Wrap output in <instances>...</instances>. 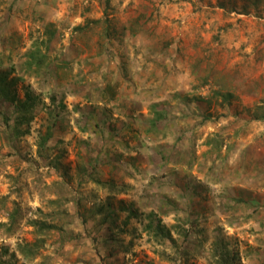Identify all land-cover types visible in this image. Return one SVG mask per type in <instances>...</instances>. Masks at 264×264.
<instances>
[{
	"label": "rangeland",
	"instance_id": "obj_1",
	"mask_svg": "<svg viewBox=\"0 0 264 264\" xmlns=\"http://www.w3.org/2000/svg\"><path fill=\"white\" fill-rule=\"evenodd\" d=\"M0 75V264H264V0H0Z\"/></svg>",
	"mask_w": 264,
	"mask_h": 264
},
{
	"label": "trees",
	"instance_id": "obj_2",
	"mask_svg": "<svg viewBox=\"0 0 264 264\" xmlns=\"http://www.w3.org/2000/svg\"><path fill=\"white\" fill-rule=\"evenodd\" d=\"M95 23H100V22L96 21ZM50 27H51L50 28L51 30L48 31V35H47L48 43H51L55 37L54 25L51 24ZM39 55H40V52H39ZM32 58L38 64V68H42V66L45 64L46 59H47L45 55L44 56L32 55ZM7 79L8 78L6 75H0V98H8L10 95V90H9ZM11 100L15 101V98L13 97ZM31 107H32V104H29L28 102H24L18 106L17 110H20L21 112H23L21 113L22 115L20 116L21 117L20 121L24 119L25 114L28 113L27 111H30L29 109H31ZM94 182L99 185H104L103 182H101L98 179H94ZM109 186L112 187V190L117 189L115 184H109ZM60 194L61 195L59 196L66 195L62 188H61ZM92 214H93V217H95V214L97 215L102 214L103 221L106 222L108 220H111L110 217L113 215V211L109 208V205H107L105 207L104 206L98 207L95 210V212H93ZM23 219H24V214H23L22 207L19 203H15L14 210L11 212V214H9L8 222L0 223V229H5L6 235H8V237H11L17 234L21 230V223ZM34 224H37V222H34Z\"/></svg>",
	"mask_w": 264,
	"mask_h": 264
},
{
	"label": "crops",
	"instance_id": "obj_3",
	"mask_svg": "<svg viewBox=\"0 0 264 264\" xmlns=\"http://www.w3.org/2000/svg\"><path fill=\"white\" fill-rule=\"evenodd\" d=\"M194 86V85H193ZM189 97H191V96H189ZM178 97H176V99H177Z\"/></svg>",
	"mask_w": 264,
	"mask_h": 264
}]
</instances>
